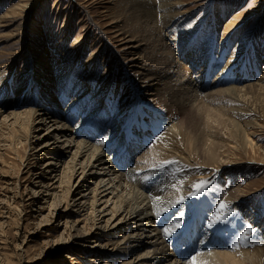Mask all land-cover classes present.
I'll use <instances>...</instances> for the list:
<instances>
[{
    "label": "rangeland",
    "instance_id": "374dc122",
    "mask_svg": "<svg viewBox=\"0 0 264 264\" xmlns=\"http://www.w3.org/2000/svg\"><path fill=\"white\" fill-rule=\"evenodd\" d=\"M8 1L4 0L2 5V0H0V4L2 5V7L0 5V11L2 9L4 11L5 7L8 5ZM110 1L111 0H60L56 6L55 0H41L39 5L36 4L29 12L27 11L20 16V31L25 30V34L22 37H15L14 41L11 39V41L5 44H3L4 40L0 39V65L4 64L5 61H13L15 64V70H13L12 74L7 78L8 80H6V82H8H4L5 78L3 76L2 78H4V80L0 82V100H2L0 101V105L4 106H0V116L5 117L8 113L12 112L11 107L17 101V98L23 95L27 89L35 90L36 88V85L34 86L33 83L36 81L37 77H35V79L32 78V73H29V69L23 64V59H25L26 55L30 56L31 59V64L29 65H32L37 59L34 54V48L31 46L32 40L37 37L34 32L40 34L38 39L34 41V44L40 45L42 42L41 45L45 44V46H50L53 45L52 39L50 38L56 36V39H58L64 34L63 31L67 30L62 38L68 36L65 45L68 51L73 49L71 46L72 44L74 45L80 40L83 41V46H85L84 51L81 53V58L85 59L89 57L94 48L95 52L91 56V59L98 57L99 60L105 59V61H109V56H106L107 51L104 48L105 40L108 39V36H106V33H108L106 32L108 31L106 25H108L109 22L102 17V12L105 11L104 9H107L109 13L114 14L116 4ZM159 1L160 0H152L153 4L156 6H159ZM192 1L194 0H183V2L186 3L185 9L189 11L188 13H190V15L186 18L183 17L184 19L180 20L181 23H177L176 25H174L172 21L170 27H168V33L171 35L174 43L171 44L170 48L167 46L166 48L171 49V51L175 50L177 53L181 52L179 50H185L183 41L192 39L193 41L189 46L190 49L193 48L194 51L196 49L200 50L198 59L192 61L189 58L187 60L188 66H191L190 69L193 79H195L197 75L196 77L199 80L196 82L198 96H200L199 100L204 98V96L205 100L206 98H210L207 97L206 94H210L212 90L219 89L220 86H236L237 84H241L242 81L252 84L257 82L258 78H262L264 76V0H202L203 2L201 1L198 3ZM125 7H127V1L125 2L122 12L127 11ZM26 14H28L27 17ZM114 15H116V13ZM165 19H167V17ZM6 20H11V18ZM28 20L34 23L33 29L26 27ZM127 20L129 19L127 18ZM8 22L9 21L5 22L4 19H0V29L5 32L3 34L10 33L11 30H14L15 26L9 28L2 27V25H6ZM128 23L130 24V22ZM162 23L163 21L159 19L156 25L160 26ZM127 28H132V25H128ZM2 29L6 30L4 31ZM29 34L33 39L29 37ZM54 42V44H56V41ZM106 46L108 47L109 44H106ZM185 52L186 51H183V53ZM216 57L218 60L220 58L224 59V62L219 64L217 63L218 60H215L211 73L209 68ZM56 58L57 57H55V59ZM50 61H46V66L45 64L41 66L46 73L48 72L47 69L55 64V61L51 59ZM199 63H201L200 66L198 65ZM61 67L59 69L54 68L58 70L56 75L49 71L50 74L48 75L52 79L49 82L51 88L48 89V93H46L49 94L48 97L51 98L54 96L56 98L57 110H54V113L57 112L63 119L65 118L60 123L76 130L77 132L74 135H79V139L82 141L90 142V139L85 136L84 132L89 131V128H93L96 124L98 125L97 130L92 131V134H95L94 140L101 139L102 142H106L111 139L110 133L107 132L109 128L113 126V123L109 126L110 122L113 121L114 118L123 116V114L120 112L112 114L113 111H111V116L108 118L110 122L104 123L106 120L101 114L107 107L104 100L101 101L100 105L98 104L100 101V98H98L99 91H94L97 85L91 81L89 82L88 89L84 91L83 87L79 84L80 81L78 82V79L71 75L72 72L69 71L71 70L69 65L65 70L64 67ZM222 69L226 71L225 73L219 74V77L227 75L228 79L225 82L217 80V78L214 79V77H216L215 75ZM18 70H21L19 71L21 75ZM62 70L65 74L61 77L62 79H60L58 78V73ZM194 72H196V75ZM100 73L101 69L94 78L96 82L100 79H98ZM16 75H20L21 77H17ZM115 76H118L117 72ZM116 77H113L114 79L112 80L114 85L117 84ZM17 79H19V82ZM13 80H15L16 83ZM20 82L24 89L21 93L16 95V98L13 92ZM193 85L194 82L191 86ZM1 86L4 87L2 88ZM194 87L195 86H193V88ZM7 88H9V91L6 90ZM10 88H12L11 91L13 92L10 91ZM75 90L78 91L76 92ZM3 91L6 92L4 93ZM32 92L33 91L28 95L29 100L34 98L37 99V96ZM1 93L4 94L1 95ZM93 93L98 96L97 99L93 96ZM202 93L203 96L201 97ZM11 94H13L12 97ZM112 95L113 97H120L122 96V91L120 89H114ZM251 95L249 94V96H247L249 98L222 96L219 99L218 96H215L210 98L213 101L210 99L207 100V102L210 103L208 107L214 112L213 114L217 116L214 120L211 119L208 121L211 126L210 133L214 135L211 137L213 140H209L207 145L211 143L215 145V147L213 146V148H215V154L212 157L217 155L218 159L226 154L229 158H233L234 161H237L236 163H245L244 165L247 167L242 168L240 172L236 173L237 176H234L235 174H232V176L226 175L220 169L215 170L214 167H210L208 170L204 169L202 166L194 168L191 164L183 163L178 156L169 157V159L181 162V169L187 172L186 181L194 179L196 181L194 184L198 183L200 181L198 177L202 175L201 173L207 174V180L219 176L212 191H208L210 196L206 197L205 203L201 201V203L206 204V209L202 214V218L196 213V207L200 202L196 204L195 209L191 206V210L188 214L189 216L186 220L177 219V212L169 213V218L167 215L163 216V212L162 214L153 212L152 229L154 231H161L165 228L172 229L173 234L170 235L169 240L172 241L175 239L172 245L177 252L174 253L173 258L179 263L191 261L193 257L201 256L205 252L216 251L214 244H217V241L215 240L216 237L213 236H216L217 232L216 229L208 227V221L215 213L219 204L226 201V195L231 190L235 187L245 186L247 183L252 182H254L251 186L252 190L256 189L262 191L264 189V91H257L255 94ZM75 98H77V100L73 103ZM128 98L130 97L120 98L119 102ZM129 100L130 101L126 104L128 108H130L134 102L131 98ZM28 103H30V101H28ZM70 103L71 105L69 106ZM140 104L145 108L149 107L150 113L148 114L146 111L139 112V110H137L135 113L126 115L127 119L124 122H120L121 131L119 135L122 134V139L113 140L112 143L109 142L107 144L108 147L106 146L103 151L104 154L108 155L110 158L109 152L115 145L116 155L114 161H112L114 167L120 165L124 166L126 169H131L135 164L141 166L136 162L138 160L137 158L145 152L147 146L155 141L157 137H160L159 135H164V132L171 125V119L159 111L153 110L155 107L153 108L147 102L144 104L143 100L140 101ZM95 107H97L99 111L96 116H91V114L96 111L94 109ZM75 108L78 113H76ZM133 114H135V116L132 117L131 115ZM2 117H0V122ZM67 118L69 120H67ZM155 119L161 122L158 124L155 132L150 134L148 133L150 130L149 125L154 123ZM190 120L191 119H188L187 126H190V128L193 127L191 128L193 132L191 131V135L186 138L187 146L192 145V135L194 131L197 133L198 129V131L202 129L199 125L196 130L195 122L191 120L190 123ZM47 122L48 120L42 117V122L37 123L35 127L30 130L28 135L23 136L22 145L14 141L17 137L16 133L0 125V139L2 138L0 140V264H127L134 259L133 253L144 252L142 246L145 245L147 240L144 239L146 234L143 236L138 235L137 238L133 235V238H131L133 242L127 245L129 248H126L125 251L123 250L125 255L119 254L115 257H111L110 255L101 253V251L105 249V253L108 254L112 248L106 245V243H113V241L120 239L118 237L120 233H117V231L114 234H108L107 237H103L100 235L98 236L99 232L96 230V227H104L106 221L120 218V215L118 216L119 213H115L111 217V209L114 208L113 204L115 202L112 196L108 194L105 197L108 200L107 204H103L102 202L92 204V189L95 187L97 179L102 176L95 175L92 179L90 176H87V169L82 171L77 166L75 176L70 179L68 170H66L67 165H65L70 160L68 153L65 157L63 156L64 158H52L49 155L46 156L36 152L33 147L43 139L42 137L48 139L50 144L56 143L57 140L59 141L57 144H48L50 148L61 145L60 140L62 139L60 138L57 140H52L50 137L46 138V129L51 125ZM116 122L117 120L114 121V124ZM141 122H143L144 125ZM100 123H103L107 128L100 131L103 125ZM130 128L131 130L135 128L136 132L144 131L148 133V139L150 141L139 142L134 139L128 141L126 138L130 137L128 135V129ZM142 128L146 130H142ZM79 130L82 132L78 134ZM124 130L125 134H123ZM48 131L50 130L48 129ZM246 137H251L254 142L255 148L253 150L256 155H251V150L249 149H243ZM232 144L236 145L237 148H231L230 145ZM221 145L224 146L222 147ZM135 146L137 147L133 149ZM121 150L123 152H121ZM70 151L72 153L73 148ZM191 151V148H189V152ZM131 152L133 154L127 155ZM117 154L119 156L121 154V156L118 157ZM17 157L19 158L17 159ZM193 157L195 158L194 153ZM257 157H259L261 161H259ZM252 158L257 161L250 163V161H253ZM33 160L35 163H32ZM199 160L205 161L203 159ZM31 165H33V167L29 168ZM251 166L253 167V171L250 168ZM160 168L161 165L147 166L144 168L147 173H154L155 180H146L145 183L146 188L151 185V193L161 186L169 187L175 183L170 171L164 166ZM56 170L58 171L55 172ZM36 171H47L44 178L42 180L40 179L41 181H37L35 178L34 173H37ZM61 171L65 173L62 174ZM163 175L166 176V180L168 181L166 184H162ZM188 175L190 176L189 178ZM111 178L113 179V177ZM102 183V185H104L107 181L103 180ZM142 183V181L139 183V191L146 192L141 187ZM240 184L241 186H238ZM46 187H49V191H46ZM76 187L78 188L75 189ZM190 189L195 191L192 186ZM81 195L85 196L83 199L85 202L84 207L78 208L79 206L75 207L72 205L74 199H78ZM168 196L176 195L168 194ZM111 201H113L112 204ZM173 205L177 206L178 202ZM263 206L264 197L254 195L250 199L244 200V204L239 205L233 212H228L230 206L225 209V212L228 213V219L225 223H229V220L236 212H241L242 217L239 219V226L234 224L237 232V234L234 233V236L240 241H244V245L240 248L238 247L236 250L233 249L232 246L231 250L228 249L224 252L238 253L240 250H264ZM91 207H93V209L95 208L93 212ZM167 211H169V208L165 210V212ZM182 215L184 216V211ZM192 217L199 222L193 227L190 224V221L193 219ZM176 224L180 226L177 228L175 227ZM133 225L134 224H131V227H133ZM192 232L193 234H191ZM245 236L246 239L241 240V237ZM135 243L139 246L141 245V247L135 248L137 247ZM226 243L230 246L228 241H226ZM207 248H209V250H207ZM96 251L100 252V256H94L92 252ZM142 257V259H145L144 256Z\"/></svg>",
    "mask_w": 264,
    "mask_h": 264
},
{
    "label": "bare ground",
    "instance_id": "6f19581e",
    "mask_svg": "<svg viewBox=\"0 0 264 264\" xmlns=\"http://www.w3.org/2000/svg\"><path fill=\"white\" fill-rule=\"evenodd\" d=\"M40 1L41 0L8 1V5L5 7L4 11L3 9L0 11V19H4L5 22L6 21L9 22L6 25H2V27L3 26L6 28H9L11 26H15V27L14 30H11L10 33H6V34H3L5 32L1 31L0 29L1 32L0 39L4 40L3 44L8 43L9 41H11V39H13L14 41L15 37L17 38L19 36L22 37L25 34V30L20 31L21 29L20 16L27 11L29 12L33 6L34 7L36 6V4L39 5ZM126 1H127V7L125 8H127V11L122 12ZM201 1L202 0H194L192 2L198 3ZM3 2L4 0H2L1 4ZM55 2L57 6L60 0H55ZM110 2L116 4V10L114 12V14L116 13V15L109 13L107 9H104L105 11L102 12L103 13L102 17L106 19L107 22H109V24L106 25L107 26L106 29L108 30L106 31L108 32L106 33V36H108V39H106L104 43L105 44L104 48L107 51L106 56L107 57L109 56V61L107 62L105 61V59L99 60L98 57L91 59V56L95 52L94 48H93L94 51L93 50L91 51V55L89 57L85 59L81 58V53L84 51L85 46H83L84 45L83 41L80 40L74 45L72 44L71 46L73 49L70 48L72 50L68 51L65 48L68 36L62 38L67 30H64L63 31L64 34H62L61 37L58 39H56V36L50 38L52 39L53 45L50 46L48 45L45 46V44L41 45L42 42L40 45L36 43L34 44V41H36L40 36V34H38V32H34L35 31L34 30L33 32L37 37L35 36L36 39H33V37L31 36L33 39L31 46H33L34 48L35 53L34 52L33 53L36 55L37 59L34 63H32V65H29L31 64V59L30 56L26 55L25 59H23V64L27 69H29V73L30 72L32 73L31 76L32 78L35 79V77H37L36 79L37 82L34 81L33 83L34 86L36 85V88L35 90L27 89V91L18 98L16 95L21 93L22 90L24 89V87L21 85L22 83L20 82L19 84H17V88H15L14 92L11 91L12 88H10V91L13 92V94L16 96L17 101L14 103V105L12 104L13 102L11 103L13 105L11 107L12 112L8 113L5 117L0 116L2 117L0 125H2L5 129L9 128L11 131L16 133L17 137L14 141L22 145L21 142L23 136L28 135L30 130L33 129L37 123L42 122V117H45V120L46 119L48 120L47 123L51 124L46 129V136H47L46 138L50 137L52 140H57L60 138L62 139L60 140L61 145L58 147L50 148V145L57 144L59 141L57 140L56 143L50 144L48 139L42 137L43 139H41V141L44 142L40 141L36 143L35 146L33 147L36 150V152L39 154H44L46 156L49 155L52 158L53 157L64 158L65 155L68 153L70 156V160L65 165H67L66 170H68L69 173L68 176L70 179L75 176L77 166L82 171L87 169L88 172L87 176H90L92 179L94 178L95 175L102 176L97 179L96 185L92 189V193H93L92 204H96L98 202L107 204L108 200L105 197L109 194L112 196V199L115 202L113 204L114 208L111 209V217L115 213L117 214L119 213L118 216L120 215V218L118 219L115 218L112 221L111 220L106 221L104 227H96V230L99 232L98 236L100 235L103 237H107L108 234H114L116 231L117 233L118 232L120 233L118 236L120 239L113 241V243H106V245L110 246V248L112 247L108 252V254L105 253V249L102 250L103 252L101 251L102 254L110 255L111 257H115L119 254L125 255V253H123V250L125 251L126 248H129L127 247V245L133 242V240L131 239L133 238V235L136 236L137 238L138 235L143 236L146 234L144 239L147 240L145 242V245L142 246L144 252L133 253L132 255H134V259L132 261H129L127 264L130 263L131 264H193V260L179 263L173 258L174 253L177 252V250L174 249L172 245V242H174L175 239L172 241L169 240V237L170 235L173 234V232L171 231V234H167L165 233L164 229L161 231H154L152 229L153 212L154 213L156 212L157 214H162L163 212V216L167 215L168 218H169V213L177 212L176 213L177 219L186 220L189 216L188 214L191 210V206H193L192 208L195 209L196 204L200 202V204L196 207V213L198 214V216L202 218V214L206 209V204H204L205 199L206 197L210 196V193L208 191H212L215 182H217V180L219 179V176H215L214 179L207 180L208 178L207 174L201 173L202 175H200L198 179H200V181H207L208 184L206 188L202 190L201 195L192 196L190 195V193L194 190H191L190 187L196 181L194 179H190L186 181L187 172L181 169L182 167L181 162L169 159V157L178 156L183 163L191 164L192 167L194 168L202 166L204 169L208 170L210 167H214L215 170L220 169L226 175L228 174L232 176V174H235L234 176H237L236 173L240 172L242 168L247 167L244 165L245 163L243 164H241V162L236 163L237 161H234L233 158H229L226 154L222 155L218 159H217V155H215V157H212L215 154L214 151L215 148H213V146L215 147V145L214 143L207 145V142L209 140H213L211 139V137L214 135L210 133L211 126L210 123H208V121L217 118L216 114H213L214 112H212L208 107L210 103L207 102V100L215 96H218V99L221 98L222 96L246 98L247 96H249V94L251 95V94H255L257 91H264V76L262 75L263 76L262 78H258V81L252 84L244 83V81H242L241 84H237L236 86L230 87L224 85V86H220V88L217 87L219 88L217 90L211 89L212 92H210V94H206L207 97L210 98H206L205 100L204 99L205 96H204V98H201L199 100L200 96H198V90L196 85L197 84L196 82L199 80L196 77L197 76L196 72H194L196 76L195 79H193L192 72L190 69L191 66L190 67L188 66L189 64L187 60L189 58L192 61H195L194 59H198L200 55V50L196 49L194 51L193 48L190 49L189 46L193 41L192 39H190L189 41H187L188 39L183 41V46H185V50H179L181 52L177 53L175 50L171 51V49L166 48V46L170 48L171 44L174 43L171 38V35L168 33V27H170L172 21L174 22L173 24L176 25L177 23H181L180 21L181 19L183 20L184 18L188 17V15H190V13H188L189 11L185 9L186 3H184L183 0H160L159 1L160 4L158 3L159 6H156L153 4L152 0H111ZM27 15L28 14H26V17ZM166 17L167 19H165ZM8 18H11V20H6ZM127 18L129 20H127ZM159 19L163 21V23L160 26H157L156 23L158 22ZM128 22H130V24ZM128 25H132V28L128 29L127 28ZM26 27L33 29L34 23L31 20H28ZM2 30L5 31L6 29H2ZM54 41H56V44H54L55 43ZM106 44H109V46L107 47ZM183 51L186 52L183 53ZM231 56L230 58L232 59ZM55 57L57 58L55 59ZM50 59L55 61V64L53 65L51 63L53 66L51 68H48L47 69L48 72L46 73L41 68V66L43 64H45L46 66L47 64L46 61H50ZM220 59L217 61V63L219 64H220ZM212 63H213L212 64V69H213L215 61H212ZM68 65L71 69L69 71L72 72L71 75L75 76V78L78 79V82L80 81L79 84L81 87H83L84 91L88 89L89 82L91 81H93L97 85V88L94 89V91L95 90L96 92L99 91L98 93L99 97L95 95V93H93L94 94L93 96L96 99L97 97L100 98V101L98 103L99 105L102 100H104L105 102L107 109L101 114V116H104V119L106 120V122L104 123L110 122L109 121L110 119L108 118L111 116L110 115L111 111H113L112 114H117L119 112L123 114V116L114 118L113 121L110 122L109 126H111L112 123L113 126L112 128H109L107 132L110 133L111 139L107 140L106 142H102L101 139L94 140L95 134H92V131L97 130L98 128L97 124L93 126V128L87 127L89 128V131L84 132L85 136L88 139H90V142L82 141L79 139V135L78 136L74 135L77 132L76 130H73L72 128L60 123L65 118L63 119L59 114H57V112L54 113V110H57L56 98L54 96L50 98L48 97L49 94H46L48 93V89L51 88L49 82L52 80L48 74H50L49 71H51L56 75L58 72V70L56 69H59L62 66L64 67L65 70ZM198 65L200 66L201 63H199ZM14 67L15 64L13 61L11 62L5 61L4 64L0 65V82H3L4 78H5L4 82L8 80L7 78H9L13 70H15ZM100 69H101V73L98 76V79L99 78L100 79L97 80L96 82L94 78ZM19 71L21 70H18V72ZM225 71H223V69L220 70V72L217 75H215L216 77H214V79L217 78V80L225 82L228 79L227 75L219 77V74L225 73ZM116 72L118 75L117 77L115 76ZM64 74L65 72H63L62 70L61 72L58 73V78L62 79L61 77ZM20 75L18 76L16 75V76L19 77ZM2 76L4 78H2ZM113 77L114 78L116 77L117 79L116 85H114L112 82V80L114 79ZM19 79H17L18 82ZM193 82H194L193 86H195L194 88L193 86H191ZM114 89L115 90L120 89L122 91V96L113 97L112 92L114 91ZM6 90L9 91V88H7ZM31 91H33L32 93H34L37 96V99L34 98L29 100L28 95L31 93ZM59 91L61 92L60 88ZM211 93L212 94L216 93V94L212 95ZM3 94L1 93V95ZM13 94H11V97ZM127 96H129L131 99L134 100L130 108H128L127 107L128 105H126L128 101H130L129 100L130 98L123 99L122 101L119 102L120 98H127ZM202 96L203 93L201 97ZM76 100L77 98L73 100V103ZM141 100L144 101V104H146L147 102L153 108L155 107L153 110H157L160 113L168 116L171 119L170 120L171 125L168 127V129L165 132L163 131L164 135H159L160 137L159 138L157 137L158 139L156 138L155 141H153L149 146H147L145 148V152L141 156H139V158H137L138 160L136 162L141 166L135 164V166L131 169L129 168L126 169L124 168V166H120V165L114 167L112 161H114L115 159L114 157L116 155L115 145L113 147L110 146L112 147V149L110 148L111 151L109 152L111 161L109 156L105 155L103 151L106 146L108 147L107 144L109 142L112 143L113 140L122 139L123 137L122 134L119 135V132L121 131L120 122H124L127 119L126 115L130 113H135L137 110H139V112L146 111L148 114L150 113L149 107L145 108L144 106H142V104H140ZM28 101H30V103H28ZM70 105L71 103L69 104V106ZM97 107L94 108L96 111L92 113L91 116H96L97 112L99 111ZM76 113H78L77 109H76ZM131 116L133 117L135 116V114ZM188 119H191L193 120V122H195L196 130L199 125L201 126L202 129L200 131H198L199 130L198 129L197 133H195L194 131V134L192 135L193 137L192 145L187 146L186 138L191 135V131H192L191 128H193L187 126ZM67 120L69 119L67 118ZM116 120L117 122L114 124V121ZM191 120L189 121L190 123ZM160 122L161 121L157 119L154 120L153 132H155V129L157 128ZM141 123L143 124V122ZM106 128L107 127L104 126L103 124L102 129L100 131ZM48 129L50 131H48ZM142 130H146V129L142 128ZM80 132L82 131L79 130L78 134ZM123 134H125V130L123 131ZM128 135L130 136L129 138H126L128 139V141H130L132 138H134L136 141L139 140L140 138H142L144 142L150 141L148 139L149 137L148 133L144 131L136 132L135 128H133L132 130L131 128L128 129ZM245 139L246 140L244 141L243 149H249L251 150V155H256L253 150L255 148V144L252 141L251 137L250 138L246 137ZM136 147L137 146H135L133 149H135ZM230 147L233 149L237 148V146L233 144L230 145ZM72 148H73V152L71 153L70 150ZM189 148H191L192 150L191 152H189ZM121 152L123 151L121 150ZM193 153L195 155V158L193 157ZM131 154L133 153L131 152L127 155H131ZM120 156L118 155V157ZM18 158L19 157H17V159ZM257 158L259 161H261L259 157ZM199 159H203L205 161L203 162L202 160ZM252 160L253 161H250V163L257 161L254 160L253 158ZM32 163H35L34 160ZM47 164H51V163H47ZM159 165H163L170 171L172 177L175 180V183L169 187L161 186L156 191L151 193L152 191L150 188L151 185L148 188H146L145 183L146 180L147 181L155 180L154 173L149 174L145 171L144 168L147 166H159ZM31 167H33V165H31L29 168ZM250 168L253 171V167L251 166ZM57 171L58 170H56L55 172ZM46 172L47 171H40L34 173L37 181H41L44 178ZM61 173L64 174L65 172L63 173V171H61ZM111 177H113V179ZM189 177L190 176L188 175V178ZM103 180L107 181V183L104 185H102ZM162 180H163L162 184H166L168 182L166 180V176L164 175L162 176ZM141 181L143 182L141 187L146 192L139 191L140 189L139 183ZM253 184L254 182L247 183L245 186H241L240 184L238 186L241 187H235L226 195V201L224 203L230 206L228 212L235 211V209L239 205L244 204V200H248L254 195H260L261 197H264V189L262 191H258L256 189L252 190L251 186ZM77 188L78 187H76L75 189ZM48 189L49 187H46V191H49ZM168 194H173V195L175 194L176 196H168ZM157 197H159V199H157ZM181 197L184 198L182 202H179L177 206H174L173 204L177 203V201H180ZM84 198L85 196L81 195L78 199H74L72 205H74L75 207L79 206L78 208H83L85 204L83 200ZM113 201H111V204L113 203ZM201 201L204 203H201ZM91 208L93 212L95 208L94 209L93 207ZM167 208H169V211L165 212ZM183 211H184V216L182 215ZM241 217H242L241 212L238 211L236 212V214H234L231 217L229 223L224 222V224L220 226L213 227V229H216L217 232V235L213 236L216 237L215 240L217 241V244L213 243L215 245L216 251L205 252L203 255L195 257V264H264V250L261 249H254L251 251L240 250L238 253L224 252L227 251L228 249L231 250L232 246L233 249L236 250L238 247L240 248L241 246L244 245V241H240L234 236V233L237 234L235 225L239 226V219ZM198 223L199 222L194 218L190 221L192 227L194 225H197ZM131 224H134L133 227H131ZM191 234H193V232ZM226 241L229 242L230 246L226 243ZM135 244H136L135 246H137V247L134 246L135 248L141 247V245L139 246L137 245V243ZM207 250H209V248H207ZM92 253H94V256L95 255L98 256L100 254V252L97 251ZM142 256H144L145 259H142L143 258Z\"/></svg>",
    "mask_w": 264,
    "mask_h": 264
},
{
    "label": "snow or ice",
    "instance_id": "6c2138e0",
    "mask_svg": "<svg viewBox=\"0 0 264 264\" xmlns=\"http://www.w3.org/2000/svg\"><path fill=\"white\" fill-rule=\"evenodd\" d=\"M174 163V162H171ZM161 168H163V165H161ZM208 182L207 181H200L194 185H192V188L195 189V191H192L190 193V195L192 196H197V195H201L202 194V190H204L207 186ZM157 199H159V197H157ZM184 198L181 197L179 202H182ZM229 206L226 203L221 202L219 204V206L217 207V209L215 210V213L211 216V218L208 221V227L209 228H213V227H217L220 226L222 224H224V222L228 219V213L225 212V209H227ZM179 224H176L175 227H179ZM165 233L167 234H171L172 229L169 228H165L164 229ZM246 239L245 237H241V240ZM238 246V245H237ZM193 264H195V258L193 257Z\"/></svg>",
    "mask_w": 264,
    "mask_h": 264
}]
</instances>
